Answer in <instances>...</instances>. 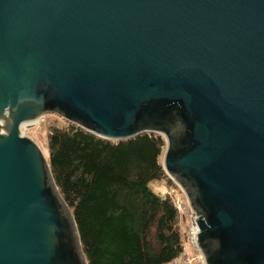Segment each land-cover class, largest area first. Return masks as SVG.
I'll list each match as a JSON object with an SVG mask.
<instances>
[{
    "label": "water",
    "instance_id": "95a60500",
    "mask_svg": "<svg viewBox=\"0 0 264 264\" xmlns=\"http://www.w3.org/2000/svg\"><path fill=\"white\" fill-rule=\"evenodd\" d=\"M49 113L166 137L206 264H264V0H0V264H88Z\"/></svg>",
    "mask_w": 264,
    "mask_h": 264
},
{
    "label": "trees",
    "instance_id": "16d2710c",
    "mask_svg": "<svg viewBox=\"0 0 264 264\" xmlns=\"http://www.w3.org/2000/svg\"><path fill=\"white\" fill-rule=\"evenodd\" d=\"M164 135L108 140L76 124L52 126L48 160L69 206L88 264H170L185 233L166 178Z\"/></svg>",
    "mask_w": 264,
    "mask_h": 264
},
{
    "label": "rangeland",
    "instance_id": "374dc122",
    "mask_svg": "<svg viewBox=\"0 0 264 264\" xmlns=\"http://www.w3.org/2000/svg\"><path fill=\"white\" fill-rule=\"evenodd\" d=\"M69 124V122L65 121L64 119L60 118L56 114L49 113L46 116H44L43 119H41L38 123L31 125V126H26L23 128V132L26 136L34 139L42 148L43 152L45 153L46 156L49 154V148H48V135L50 128L52 126H63ZM176 182L170 178L168 174H166V178L161 179V180H156L151 183V186L153 189L160 195H171V190L172 187H176ZM177 194H179L177 192ZM173 198L176 197L177 195L172 193L171 195ZM188 214V219L186 214H183L184 217L181 218V227H182V232H186L187 227L189 225V212ZM186 236V235H185ZM184 236V239H185Z\"/></svg>",
    "mask_w": 264,
    "mask_h": 264
},
{
    "label": "built area",
    "instance_id": "2783aa9c",
    "mask_svg": "<svg viewBox=\"0 0 264 264\" xmlns=\"http://www.w3.org/2000/svg\"><path fill=\"white\" fill-rule=\"evenodd\" d=\"M177 192L179 194H177ZM172 193L177 195L174 197V200L180 213L186 214L188 219L187 212H189V225L185 232L186 236L183 242V249L170 264H206L205 257L198 246L199 227L196 222V213L184 192L178 187H175L171 190V195Z\"/></svg>",
    "mask_w": 264,
    "mask_h": 264
},
{
    "label": "bare ground",
    "instance_id": "6f19581e",
    "mask_svg": "<svg viewBox=\"0 0 264 264\" xmlns=\"http://www.w3.org/2000/svg\"><path fill=\"white\" fill-rule=\"evenodd\" d=\"M0 122H2V120Z\"/></svg>",
    "mask_w": 264,
    "mask_h": 264
}]
</instances>
